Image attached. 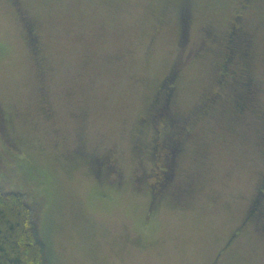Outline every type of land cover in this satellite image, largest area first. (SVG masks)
Returning a JSON list of instances; mask_svg holds the SVG:
<instances>
[{
  "label": "rangeland",
  "instance_id": "374dc122",
  "mask_svg": "<svg viewBox=\"0 0 264 264\" xmlns=\"http://www.w3.org/2000/svg\"><path fill=\"white\" fill-rule=\"evenodd\" d=\"M233 23L243 113L234 66L220 77ZM156 128L173 138L154 157ZM263 178L264 0H0V191L24 196L52 264H264L244 222Z\"/></svg>",
  "mask_w": 264,
  "mask_h": 264
},
{
  "label": "trees",
  "instance_id": "16d2710c",
  "mask_svg": "<svg viewBox=\"0 0 264 264\" xmlns=\"http://www.w3.org/2000/svg\"><path fill=\"white\" fill-rule=\"evenodd\" d=\"M38 28L37 25H34L31 27L32 32H35ZM36 36V34H32V41H34L32 42L33 44L36 43ZM242 36L243 34L238 28H233L229 33L228 40L224 46L226 53L224 54L223 62L221 64L220 75L221 80L226 79L229 76L231 66H234V69H232L231 72L238 74L240 77V79H235L236 84L238 85L237 89L241 90L244 87L246 90H241L236 99V110L241 113L248 109L246 101L251 100L250 91L252 90L251 81L246 80L248 76L245 77L246 79L243 78L244 76L241 77V71L246 68L247 59V54L243 51L247 42H244ZM237 63L238 67L235 68L234 64ZM174 77L175 74L168 76L160 86L163 94H159L157 97L156 107L160 108H157L158 111L161 109L164 110V107L170 109L171 103H169L168 98L169 95H171L174 87L173 85L175 84ZM157 110L155 109V111ZM162 116L163 113L159 114L157 117L164 119ZM169 120H166L168 127L171 124V122H168ZM172 136H166L164 132H162L161 137H158V139L156 138L153 146V151L155 153L154 157L159 155L161 149H165V146L168 145L169 141L173 138ZM179 144L180 142L174 143L175 152L181 150ZM165 159L166 162L170 161L169 158L165 157ZM105 163L108 165V162L101 160L100 166H103V164L105 165ZM161 177L162 175L158 180L162 179L161 183H163V187L160 189V192H154L155 200H158L159 195L165 192L169 185V181L171 180H167L168 176ZM37 218L38 217L34 214V211L20 192L0 191V264H52L47 244L42 236ZM244 222L256 223L258 229L264 231V178L257 196L249 206Z\"/></svg>",
  "mask_w": 264,
  "mask_h": 264
},
{
  "label": "flooded vegetation",
  "instance_id": "af4514ba",
  "mask_svg": "<svg viewBox=\"0 0 264 264\" xmlns=\"http://www.w3.org/2000/svg\"><path fill=\"white\" fill-rule=\"evenodd\" d=\"M19 13H20V15H21V19H22V21H23V25H24V28H25V30H26V32H27V36H28V40L31 42V44H33L32 42H34V41H32V29H31V27H33L35 24L33 23V21L31 20V18L29 17V16H27L25 13H24V11L22 10V9H20V11H19ZM180 19H181V15H180ZM236 24L237 23H233V25L231 26V30L233 29V28H236ZM35 44V43H34ZM223 84V83H222ZM162 88H160V90H159V92H158V95L160 94V95H162L163 93H162V90H161ZM174 94V91L172 90V92H171V95H169V98H168V100H169V103H170V99L172 98V95ZM158 97V96H157ZM215 101V99H211V102H214ZM160 109V108H159ZM160 111H162V109L160 110ZM161 114V113H160ZM159 115V114H158ZM157 116H156V114L155 115H153V119L154 118H156ZM160 119V118H159ZM10 121V120H9ZM157 121H158V119H157ZM158 125V124H157ZM156 125V126H157ZM157 129V136H156V138L158 139V137L160 138L161 137V135H162V130L161 129H159V128H156ZM155 149V148H154ZM104 165V164H103ZM104 166H107L108 167V170L110 171V166L112 167L113 165H112V162H108V165L105 163V165ZM163 166H164V164H162L161 165V167L159 168V170L160 169H163ZM103 167V166H102ZM105 168H102V170H104ZM163 171V170H162ZM163 173V172H162ZM160 175V173L158 174V176ZM160 177V176H159ZM148 178V176L147 175H145L144 173L141 175V181H143V180H145V179H147ZM138 179H139V176H138ZM172 180V179H171ZM119 183H120V181H119ZM152 191H153V189H152ZM154 192L155 191H153V194H154Z\"/></svg>",
  "mask_w": 264,
  "mask_h": 264
}]
</instances>
